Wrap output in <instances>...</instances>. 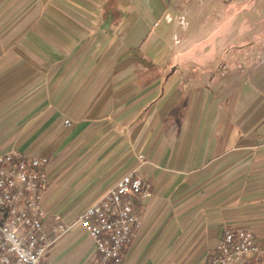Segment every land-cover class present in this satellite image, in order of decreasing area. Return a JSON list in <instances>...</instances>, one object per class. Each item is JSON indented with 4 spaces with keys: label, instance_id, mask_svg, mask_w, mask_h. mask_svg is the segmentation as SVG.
<instances>
[{
    "label": "crops",
    "instance_id": "1",
    "mask_svg": "<svg viewBox=\"0 0 264 264\" xmlns=\"http://www.w3.org/2000/svg\"><path fill=\"white\" fill-rule=\"evenodd\" d=\"M12 151L50 159L56 263L93 264L77 217L135 170L151 194L126 264H208L226 229L264 244V0H0Z\"/></svg>",
    "mask_w": 264,
    "mask_h": 264
},
{
    "label": "built area",
    "instance_id": "2",
    "mask_svg": "<svg viewBox=\"0 0 264 264\" xmlns=\"http://www.w3.org/2000/svg\"><path fill=\"white\" fill-rule=\"evenodd\" d=\"M178 24L188 26L185 13L179 14ZM245 58L246 65L258 56L250 53ZM138 158L145 162L143 155ZM49 162L47 156L27 157L16 151L0 155V264H63L48 257L52 246L70 230L61 222L46 224L44 192ZM150 194V184L135 170L78 215L76 223L85 229L97 250L93 264H126L124 248L132 242L140 224L133 198ZM251 261L264 264V244L249 229H226L208 264Z\"/></svg>",
    "mask_w": 264,
    "mask_h": 264
}]
</instances>
